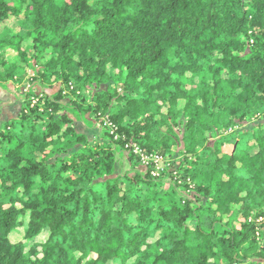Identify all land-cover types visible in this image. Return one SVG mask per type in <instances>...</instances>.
<instances>
[{"label": "trees", "instance_id": "16d2710c", "mask_svg": "<svg viewBox=\"0 0 264 264\" xmlns=\"http://www.w3.org/2000/svg\"><path fill=\"white\" fill-rule=\"evenodd\" d=\"M11 83L0 264H264V0H0Z\"/></svg>", "mask_w": 264, "mask_h": 264}, {"label": "rangeland", "instance_id": "374dc122", "mask_svg": "<svg viewBox=\"0 0 264 264\" xmlns=\"http://www.w3.org/2000/svg\"><path fill=\"white\" fill-rule=\"evenodd\" d=\"M25 84L17 85L14 83L9 84L6 89L0 88V125L2 122L8 120L9 118L17 115L20 112L21 106L23 105V99L25 94ZM88 122L78 123L77 130L84 135L87 136L91 144H94L98 139L100 140V130L101 126L98 121L87 120ZM232 146H226V152L230 153L232 151ZM133 153L134 155H139L141 157V161L144 165H148L152 163L155 166V171H171L174 170L175 167L179 166V156H175L173 159L162 158L157 155L151 156H143L139 148L135 145L130 144V148L128 146L125 147V151L122 155H118L117 164L115 167V172L113 177L119 176L123 173H130L133 170V165L135 162H129L128 158ZM144 157V159H143ZM147 158V159H146ZM154 176H158V173H155ZM19 233L22 235V230H19L15 240L19 239ZM46 235H42L34 240V243H38L44 241ZM31 244L27 246V248L31 247ZM111 264H118L117 262Z\"/></svg>", "mask_w": 264, "mask_h": 264}, {"label": "built area", "instance_id": "2783aa9c", "mask_svg": "<svg viewBox=\"0 0 264 264\" xmlns=\"http://www.w3.org/2000/svg\"><path fill=\"white\" fill-rule=\"evenodd\" d=\"M143 159H144V157H143ZM147 159V158H146Z\"/></svg>", "mask_w": 264, "mask_h": 264}]
</instances>
